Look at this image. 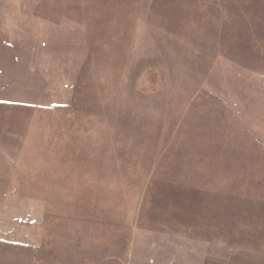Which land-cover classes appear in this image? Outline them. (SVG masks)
<instances>
[{
	"label": "rangeland",
	"instance_id": "obj_1",
	"mask_svg": "<svg viewBox=\"0 0 264 264\" xmlns=\"http://www.w3.org/2000/svg\"><path fill=\"white\" fill-rule=\"evenodd\" d=\"M103 22L112 57L102 56L101 41L98 56L78 65L81 113L53 111L51 99H74L55 95L70 81L63 42L74 50ZM51 33L59 36L56 69L48 67ZM26 40L45 50L38 69L52 84L36 102L50 110L26 102L29 70L7 59L0 219L10 258L0 264H264L256 233L234 241L241 246L207 238L186 224L198 219L173 217L190 197L165 187L192 178L216 193L233 190L234 161L203 159L207 136L213 148L254 140L264 151V0H0V49L22 50ZM236 124L247 134H233ZM219 125L230 128L225 136Z\"/></svg>",
	"mask_w": 264,
	"mask_h": 264
},
{
	"label": "trees",
	"instance_id": "obj_2",
	"mask_svg": "<svg viewBox=\"0 0 264 264\" xmlns=\"http://www.w3.org/2000/svg\"><path fill=\"white\" fill-rule=\"evenodd\" d=\"M97 25H100L99 28L95 26L94 31L90 33L87 32V38L86 40L84 39L85 42L84 40H81V42H76L77 45L74 50L71 49L70 41L63 42L64 47H61V49L64 48V50L69 51V56L66 59L65 67L70 69V81L67 84L66 89H63V92L59 91L60 87L58 88V90L55 87V95L62 97L64 94L65 97H73L74 99L72 103H70L69 105L64 104V106H61V103H55L51 99V102L47 104L51 107L53 111H56L57 109L62 107L65 108V111L71 116H75L76 114L78 115L81 113V110L77 107L78 104L76 94H78L79 89L82 88L84 80H78V78H75L74 73L77 71V68H79L78 65L86 66L87 64H89V61H92V56H95L96 58V56H98L97 52L103 50V46L98 49V43H100L101 41H104L105 43L107 52H105V50L103 51V57L104 53L109 52L108 46L111 45V37L109 36L110 24H108V22H103ZM98 32H101L103 35H99ZM51 37L55 41V43L51 44L47 53V56L50 58V63L48 67L55 68L58 66H56L55 64L56 55L54 51L56 52L58 48L59 36L57 35V33H51ZM8 48L9 51H4L0 49V66H3L4 63H7V59H9V64H11L12 61V66L16 69H19V65H23L24 67L26 66L29 72L26 88L24 91V99L33 107L43 109L44 103H38L39 101L36 102V97H39L40 92L44 89H48V85L52 84L41 80L40 70L38 69L41 66L39 64V59L43 56L42 52L45 50L41 49V46L28 43L27 40L25 41V46L22 50H18L12 45H8ZM123 48L124 47L118 49L120 55L123 54V52L125 51V48ZM108 56L110 58L112 57L110 52ZM110 58H105V61H109ZM74 59L75 63L78 64H73ZM50 75L53 76L54 73L52 72ZM88 75H91L90 71ZM75 82H77L76 85ZM87 86L88 84H86V88ZM73 91L74 95H72ZM49 95H51L50 92ZM44 109L50 110V108L48 107ZM219 126L221 127V125ZM219 126L217 128L220 132H218L217 135L221 134L225 136V132L227 133L228 131V125L222 126L221 128ZM235 127L236 129H233L231 131H233L232 133L235 134L237 137H241L243 134H247L242 133V129L239 125L236 124ZM228 129L230 130L229 127ZM244 139H246V141L248 140L247 137H245ZM242 141L239 140L237 144L235 143L236 145L229 144L228 141H225L221 144L219 143V145L213 148L214 143L211 141V137L207 136V138H204L205 149L204 153L201 154L205 161H208V157H213V159L215 160L221 158V162L223 160H226L229 164L234 161L233 163L235 165L233 168L232 175L234 181L232 191L225 189L220 190L219 193H216V191H213V189L211 188H203L202 186H199L192 178H189V180L170 178L169 182H165L167 185H165V187H167V190H174L175 192H177L178 196L181 199H186L190 197L188 202H181L179 206H175V212H173V217H175V219L180 220V222H183V220L186 218H189L190 220L198 219V221L194 224H186H188L189 226H194L200 229L201 231L203 230L204 235L206 233L208 236L207 238H210L211 240H213L216 235L222 236L223 242L230 246H241L242 244L240 245L239 243H234V241H241L244 239V237L247 239L249 238V236H251L254 239V233H256V240L258 239L259 241H261V238L262 240H264V151L262 150L260 143L254 140L248 145V147H246V149H244L245 142ZM214 166L216 167L217 165ZM180 209H182V212ZM185 209L186 211H188V214L184 212ZM191 211H196L200 214L192 215L190 214ZM211 223H214L217 227L222 226V228L209 229ZM1 225L2 224L0 219V263H2L1 261L5 258V256L6 260L10 258L9 254L5 252L6 250H4L5 247L3 246V244H7V241L4 239V237H6L5 231L2 230ZM10 244L16 246L15 242H10ZM259 246L260 244H257V247ZM12 250L13 252L10 253V255H12V259H16V254L14 255V252H16L15 247ZM225 256L229 257L228 260L230 261L233 258V255L228 254ZM118 263L119 262H117V260H113L108 264ZM31 264L41 263L32 262Z\"/></svg>",
	"mask_w": 264,
	"mask_h": 264
}]
</instances>
